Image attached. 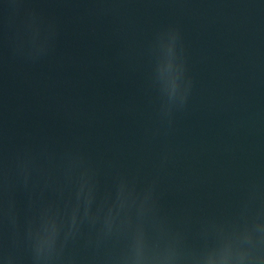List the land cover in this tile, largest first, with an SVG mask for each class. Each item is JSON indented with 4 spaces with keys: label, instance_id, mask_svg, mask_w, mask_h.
<instances>
[{
    "label": "water",
    "instance_id": "obj_1",
    "mask_svg": "<svg viewBox=\"0 0 264 264\" xmlns=\"http://www.w3.org/2000/svg\"><path fill=\"white\" fill-rule=\"evenodd\" d=\"M0 264H264V0H0Z\"/></svg>",
    "mask_w": 264,
    "mask_h": 264
}]
</instances>
